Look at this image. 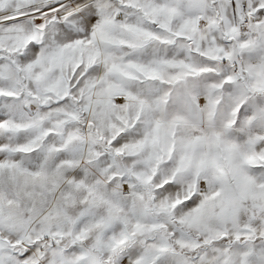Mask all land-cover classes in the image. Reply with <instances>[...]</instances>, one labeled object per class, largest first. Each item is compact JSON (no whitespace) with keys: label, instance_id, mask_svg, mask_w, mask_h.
<instances>
[{"label":"snow or ice","instance_id":"obj_1","mask_svg":"<svg viewBox=\"0 0 264 264\" xmlns=\"http://www.w3.org/2000/svg\"><path fill=\"white\" fill-rule=\"evenodd\" d=\"M0 264H264V0H0Z\"/></svg>","mask_w":264,"mask_h":264}]
</instances>
